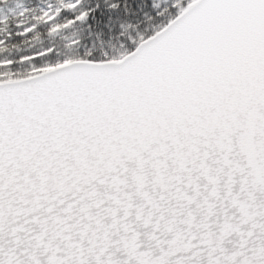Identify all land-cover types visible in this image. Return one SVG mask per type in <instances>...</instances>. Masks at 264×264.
Returning a JSON list of instances; mask_svg holds the SVG:
<instances>
[{"label":"snow or ice","instance_id":"1","mask_svg":"<svg viewBox=\"0 0 264 264\" xmlns=\"http://www.w3.org/2000/svg\"><path fill=\"white\" fill-rule=\"evenodd\" d=\"M0 264H264V0H0Z\"/></svg>","mask_w":264,"mask_h":264}]
</instances>
